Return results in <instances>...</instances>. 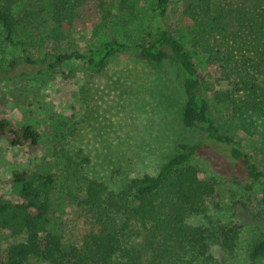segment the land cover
Listing matches in <instances>:
<instances>
[{
	"label": "rangeland",
	"instance_id": "obj_1",
	"mask_svg": "<svg viewBox=\"0 0 264 264\" xmlns=\"http://www.w3.org/2000/svg\"><path fill=\"white\" fill-rule=\"evenodd\" d=\"M169 2V24L176 30L185 4ZM65 3L60 24L54 21L55 9L48 7L38 31L20 36L30 56L83 52L111 40L133 45L156 25L151 20L156 0ZM24 56L21 47L5 43L0 26V119L10 121L15 129L30 126L40 133L36 146L13 147L9 139L0 140V199L18 201L13 183L16 172L25 171L33 178L50 174L54 229L71 243L78 234L73 222L76 204L87 181L121 191L134 178L157 175L178 154L180 143H195L203 137L182 125V78L170 64L158 66L141 57L120 56L96 71L86 61L76 60L54 67H50L53 61L44 67L30 66ZM14 60L17 65L11 70ZM221 72L217 66L202 69L211 116L219 132L238 142L264 170V117L245 109L242 98L229 105L215 100L216 91L232 90ZM191 164L203 179H215L217 188L205 212L190 223L213 232L219 225L240 226L234 254L215 241L209 243L210 252L218 264H252L250 251L264 231L263 183L251 179L220 147L206 146ZM22 240L12 229H0L1 250Z\"/></svg>",
	"mask_w": 264,
	"mask_h": 264
},
{
	"label": "trees",
	"instance_id": "obj_2",
	"mask_svg": "<svg viewBox=\"0 0 264 264\" xmlns=\"http://www.w3.org/2000/svg\"><path fill=\"white\" fill-rule=\"evenodd\" d=\"M22 1L0 0V26L5 43L23 49L26 64L44 67L53 61L50 67H54L76 60L98 71L120 56L141 57L158 66L170 64L182 78V125L203 137L195 143H180L178 154L157 175L134 178L121 191L87 181L75 208L78 234L74 243L54 229V178L48 173L33 178L25 171L16 172L13 183L18 201L0 199V229H12L23 240L0 249V264H218L210 241L234 254L240 226L219 225L213 232L190 223L205 212L217 188L215 179H203L191 163L210 145L223 149L263 185L264 170L238 142L219 132L203 91L202 69L217 66L223 81L232 87L215 92L218 103L229 105L242 98L245 109L264 117V0H239L237 5V0H183V20L176 30L169 24V0H156L151 11L156 25L140 43L111 40L96 49L66 54L47 51L36 58L29 55L20 36L38 31L48 7L55 9L54 21L60 24L66 3L29 0L21 5ZM16 65L12 61L9 69ZM1 139H9L13 147L36 146L40 133L30 126L15 129L10 121L0 119ZM250 261H264V231L250 251Z\"/></svg>",
	"mask_w": 264,
	"mask_h": 264
}]
</instances>
